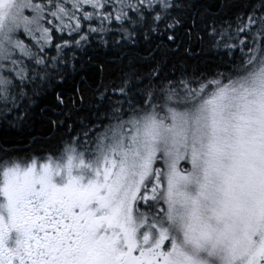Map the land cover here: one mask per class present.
<instances>
[{
  "label": "snow or ice",
  "instance_id": "obj_1",
  "mask_svg": "<svg viewBox=\"0 0 264 264\" xmlns=\"http://www.w3.org/2000/svg\"><path fill=\"white\" fill-rule=\"evenodd\" d=\"M0 264H264V0H0Z\"/></svg>",
  "mask_w": 264,
  "mask_h": 264
}]
</instances>
